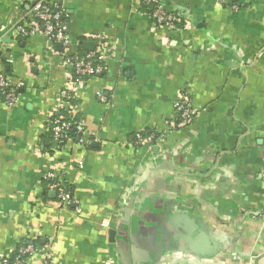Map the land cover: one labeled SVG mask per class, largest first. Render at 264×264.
<instances>
[{"label":"crops","instance_id":"0c3cea01","mask_svg":"<svg viewBox=\"0 0 264 264\" xmlns=\"http://www.w3.org/2000/svg\"><path fill=\"white\" fill-rule=\"evenodd\" d=\"M39 1L0 0V76L18 93L0 103V264L26 240L49 264H264V0H160L175 29L142 0H64L68 48L16 32ZM89 45L107 59L79 85L65 54ZM67 115L84 133L49 141Z\"/></svg>","mask_w":264,"mask_h":264},{"label":"built area","instance_id":"2783aa9c","mask_svg":"<svg viewBox=\"0 0 264 264\" xmlns=\"http://www.w3.org/2000/svg\"><path fill=\"white\" fill-rule=\"evenodd\" d=\"M64 0H41L31 10L30 16L20 20L16 25V32L25 37L37 35L42 32L47 38L54 42L63 44L64 47L70 46V40L67 35V26L65 23V10L62 2ZM234 0H218L219 5L228 6L237 9L233 3ZM143 11L150 16L156 24L168 29H175L183 22V15L179 12L168 10L160 0H142ZM107 59L103 50L90 51L79 55L75 54L67 56L65 54V63L76 75V82L79 85L84 84L85 80L102 74L104 63ZM17 90L11 85L9 80L0 76V103L11 107L17 102ZM65 98L71 99L72 93H64ZM98 98L103 103L109 100L103 93L98 94ZM175 112L181 126L190 125L199 114V110L194 107L190 94H184L182 98L175 104ZM50 128L53 133V141L59 145L73 140L72 131L75 130L76 135L84 133V124L82 120L74 119L73 116L67 115L56 117L51 123ZM157 137L155 135H137L138 143H153ZM82 142V141H81ZM51 181L50 190L57 194L60 204L70 206L76 205L71 191L65 182L56 175L55 171H51L46 175ZM264 183V172L261 174ZM108 227V223L103 224ZM46 248V247H45ZM41 247L40 244L26 240L16 250L17 255L14 264H49L51 255L50 250ZM3 264H9L7 259L3 260Z\"/></svg>","mask_w":264,"mask_h":264},{"label":"trees","instance_id":"16d2710c","mask_svg":"<svg viewBox=\"0 0 264 264\" xmlns=\"http://www.w3.org/2000/svg\"><path fill=\"white\" fill-rule=\"evenodd\" d=\"M233 3H235V0L233 1ZM72 135L74 136V138L73 139H75L78 135H76V133H75V130H73L72 131ZM48 140L50 141H52L53 142V133H52V131H50L49 132V135H48ZM25 242V241H24ZM23 243V242H22ZM22 243H20V245L22 244ZM19 245V246H20ZM18 246V247H19ZM16 255H17V252L16 253H14L13 255H12V257H9V259H7L8 261H9V264H14V261H15V259H16Z\"/></svg>","mask_w":264,"mask_h":264},{"label":"water","instance_id":"95a60500","mask_svg":"<svg viewBox=\"0 0 264 264\" xmlns=\"http://www.w3.org/2000/svg\"><path fill=\"white\" fill-rule=\"evenodd\" d=\"M87 50H89V52L92 50L93 51V47L91 45L87 46Z\"/></svg>","mask_w":264,"mask_h":264}]
</instances>
